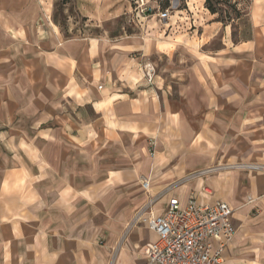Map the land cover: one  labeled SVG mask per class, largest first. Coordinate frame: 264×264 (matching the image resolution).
Returning a JSON list of instances; mask_svg holds the SVG:
<instances>
[{
    "label": "crops",
    "instance_id": "0c3cea01",
    "mask_svg": "<svg viewBox=\"0 0 264 264\" xmlns=\"http://www.w3.org/2000/svg\"><path fill=\"white\" fill-rule=\"evenodd\" d=\"M259 32L249 59L233 45L198 51L172 41L158 55L171 58L178 48L184 55L166 72L157 66L153 84L141 72L152 46L59 36V45L44 50L38 40L11 38L24 50L10 47L8 60L32 68L37 95L14 116L31 123L9 129L27 135L23 146L8 142L23 156L9 159L15 167L0 178V264L142 263L145 246L157 238L134 220L148 199L142 178L154 195L192 171L264 163ZM208 36L201 35V48ZM56 117L53 137L45 124ZM169 197L228 203L236 230L220 264H264V172L223 170L188 181L161 197L154 214Z\"/></svg>",
    "mask_w": 264,
    "mask_h": 264
},
{
    "label": "rangeland",
    "instance_id": "374dc122",
    "mask_svg": "<svg viewBox=\"0 0 264 264\" xmlns=\"http://www.w3.org/2000/svg\"><path fill=\"white\" fill-rule=\"evenodd\" d=\"M236 7L242 12L240 17L233 15L223 23L209 13L204 0H0V178L8 168L15 167L9 159L23 156L8 142L16 138L17 144L23 146L27 135L9 129L31 123L14 116L37 95L32 68L20 58L17 65L8 60L10 47L14 54L24 50L10 40L18 38L26 45H34V40H38L44 50L53 48V41L59 45V36L91 38L108 44L131 40V45L152 46L150 52L146 49L145 62L155 63L151 62L157 76V66L166 72L167 64L178 62L184 55L182 48L171 58L163 53L158 55V50L167 51L172 41L179 46L190 44L198 51H219L225 45H233L239 49V55L249 59L254 32L261 36L259 31L264 30V0H238ZM203 34L209 36L201 48ZM135 54L132 51L128 57ZM9 111L14 113L8 115ZM45 125L53 137L58 135V117Z\"/></svg>",
    "mask_w": 264,
    "mask_h": 264
},
{
    "label": "built area",
    "instance_id": "2783aa9c",
    "mask_svg": "<svg viewBox=\"0 0 264 264\" xmlns=\"http://www.w3.org/2000/svg\"><path fill=\"white\" fill-rule=\"evenodd\" d=\"M141 72L147 83H154L156 71L151 62L143 63ZM155 144V138L147 140L150 155L154 154ZM223 170L264 172V163L217 164L192 171L154 195L151 194L149 180L141 179V186L148 199L134 220L146 223L147 227L156 233L157 238L145 246L144 261L134 264H220L222 262L223 253L236 230L231 221L233 209L228 203L216 201L201 204L193 197L184 202L177 197H169L160 215L154 214L153 206L161 197L186 182L203 179ZM145 213L147 216L142 217Z\"/></svg>",
    "mask_w": 264,
    "mask_h": 264
},
{
    "label": "trees",
    "instance_id": "16d2710c",
    "mask_svg": "<svg viewBox=\"0 0 264 264\" xmlns=\"http://www.w3.org/2000/svg\"><path fill=\"white\" fill-rule=\"evenodd\" d=\"M230 0H204V6L210 14L217 15V20L225 23L230 20L233 15L240 17L241 10L236 7L238 0L230 3Z\"/></svg>",
    "mask_w": 264,
    "mask_h": 264
}]
</instances>
